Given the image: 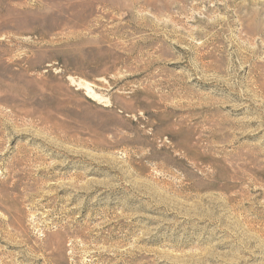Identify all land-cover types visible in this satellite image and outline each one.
Listing matches in <instances>:
<instances>
[{
	"label": "rangeland",
	"instance_id": "obj_1",
	"mask_svg": "<svg viewBox=\"0 0 264 264\" xmlns=\"http://www.w3.org/2000/svg\"><path fill=\"white\" fill-rule=\"evenodd\" d=\"M0 264H264V0H0Z\"/></svg>",
	"mask_w": 264,
	"mask_h": 264
},
{
	"label": "bare ground",
	"instance_id": "obj_2",
	"mask_svg": "<svg viewBox=\"0 0 264 264\" xmlns=\"http://www.w3.org/2000/svg\"><path fill=\"white\" fill-rule=\"evenodd\" d=\"M88 90V89H87ZM90 95V94H89Z\"/></svg>",
	"mask_w": 264,
	"mask_h": 264
}]
</instances>
